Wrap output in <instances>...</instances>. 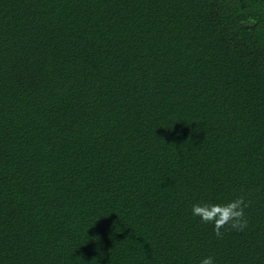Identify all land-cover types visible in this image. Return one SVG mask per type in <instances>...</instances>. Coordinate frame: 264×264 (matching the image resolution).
I'll return each mask as SVG.
<instances>
[{
	"label": "trees",
	"instance_id": "1",
	"mask_svg": "<svg viewBox=\"0 0 264 264\" xmlns=\"http://www.w3.org/2000/svg\"><path fill=\"white\" fill-rule=\"evenodd\" d=\"M209 255L264 264V0H0V264Z\"/></svg>",
	"mask_w": 264,
	"mask_h": 264
},
{
	"label": "clouds",
	"instance_id": "2",
	"mask_svg": "<svg viewBox=\"0 0 264 264\" xmlns=\"http://www.w3.org/2000/svg\"><path fill=\"white\" fill-rule=\"evenodd\" d=\"M202 204H193L191 206V215L198 217L201 222L211 224L216 236H220L221 229L230 226L237 231H242L246 227L244 201L240 198L213 203L207 206ZM199 264H216L214 256H204L199 260Z\"/></svg>",
	"mask_w": 264,
	"mask_h": 264
}]
</instances>
